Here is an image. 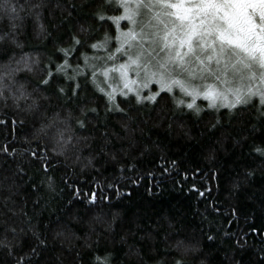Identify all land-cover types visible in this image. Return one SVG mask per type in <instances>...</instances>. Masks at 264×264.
<instances>
[{
	"label": "snow or ice",
	"instance_id": "snow-or-ice-1",
	"mask_svg": "<svg viewBox=\"0 0 264 264\" xmlns=\"http://www.w3.org/2000/svg\"><path fill=\"white\" fill-rule=\"evenodd\" d=\"M53 6L66 12L69 20L78 7L88 9L86 18L98 23L101 29L107 25V31L97 36L91 26L84 27L83 20H78L81 27L78 31L70 30L66 43L62 39L53 41V33L41 23L45 11L54 14ZM29 20L39 26L38 35L45 37L46 43L54 44L55 52L46 61L24 51L23 36ZM81 81L103 104L104 127L115 115L127 135L114 131L109 136L105 131L98 141L92 133L99 126L89 131L88 117L98 118L100 105L84 107L88 100L80 97ZM166 96L178 113L187 110L199 117L207 110L232 113L253 109L264 124V0H89L79 6L75 0H0V105L23 117L11 121L12 143L0 145V156L6 164L15 163L17 156H30L40 164L44 178L39 184L33 181L32 193L56 194V177L50 174L54 172L52 156L72 160L83 170L107 159L115 161L121 154L144 155L159 147L150 139L141 142L134 138L131 113L149 106L154 111ZM197 100L206 101L207 108H201ZM26 121L32 127L17 148L16 129H23ZM7 123L0 119V125ZM219 126L221 120L217 119L209 131L214 132ZM253 140L258 142L250 146V154L264 160V129ZM41 141H47L42 151L32 147ZM116 141L120 142L119 148ZM175 166L173 160L172 167ZM168 171L164 168L165 173ZM24 174L23 166L6 167L0 179V189L6 188L9 193L0 208L6 210L0 223V250L14 257L15 264H34L33 258L47 248V243L36 232L31 218H21L27 213L19 214L9 206L15 182ZM254 175V171H248L244 178ZM62 182L70 187L66 178ZM239 187L237 181L232 190ZM117 195L123 193L118 191ZM79 198L77 189L74 199ZM95 202L93 193L88 203ZM39 206L38 197L34 207ZM232 214L236 216L237 210L233 209ZM252 233L260 234L255 227ZM246 235L237 244L241 239L246 243ZM207 239L212 241L214 237L209 235ZM28 240L35 241L28 245L30 252L18 255L17 249ZM182 243L178 242L177 248ZM89 264H111V255H101L97 248ZM255 264H264V247Z\"/></svg>",
	"mask_w": 264,
	"mask_h": 264
},
{
	"label": "trees",
	"instance_id": "trees-1",
	"mask_svg": "<svg viewBox=\"0 0 264 264\" xmlns=\"http://www.w3.org/2000/svg\"><path fill=\"white\" fill-rule=\"evenodd\" d=\"M88 2L75 0L78 6ZM53 11V15L45 11L41 21L45 29L53 33V41L62 39L66 43L70 30L78 31L81 27L78 20H83L84 27L91 26L97 36L107 31V25L101 29L98 23L86 18L88 9L78 7L70 20L66 12L54 6ZM38 31L39 26L29 20L23 36L24 51L46 61L55 47L53 43H46V38L38 35ZM81 84L80 97L88 100L84 107L100 105L99 117H88L90 132L92 127L99 126L92 133L96 139L99 141L105 131L109 136L114 131L127 135L115 115L108 120V127H104L103 104L92 91L84 88L83 81ZM131 115L134 138L141 142L150 139L159 147H153L144 155L140 152L121 154L115 161L107 159L83 170L82 165L72 160L52 156L54 172L50 174L55 175L57 184L54 195L45 191L32 193L33 181L39 184L44 178L37 161L30 156H17L15 163L6 164V159L0 156V179L6 167L14 169L20 165L24 168L25 174L15 182L9 206L19 214L27 213L28 216L21 218H31L36 232L47 243V248L33 258L34 264L36 261L39 264H89L97 248L101 255H111V264H175L177 260L182 264H255L264 247V160L250 154V146L258 142L253 136L261 135L264 124L260 123L255 110L232 113L224 109L219 113L207 110L197 117L187 110L176 112L171 98L166 96L154 111L149 106ZM76 117H80L79 109ZM13 118L19 121L23 117L0 105V119L8 121L7 125H0V145L12 143ZM217 119L221 120V126L210 132ZM31 127L27 121L23 129L17 127V148ZM45 143L47 141L33 143L32 147L42 151ZM124 144L127 147L126 140ZM119 146L120 142L116 141V147ZM173 160L176 161L174 168ZM133 166L134 170H130ZM164 168L169 171L165 173ZM248 171H254L255 175L246 180L244 174ZM65 178L70 187L62 182ZM237 181L240 187L232 190ZM77 189L80 198L74 199ZM118 191L123 195L118 196ZM93 193L96 202L89 204ZM8 194L6 188L0 189V208ZM38 197L40 206L34 207ZM233 209L237 210L236 216L232 214ZM5 212L0 211V223L5 219ZM253 227L259 230V235L252 233ZM58 232L64 235L58 236ZM245 234L246 243L241 239L237 244ZM209 235L214 240L209 241ZM29 244L34 245L35 241L28 240L17 249V254L29 253ZM0 264H15V258L9 257L6 250H0Z\"/></svg>",
	"mask_w": 264,
	"mask_h": 264
},
{
	"label": "rangeland",
	"instance_id": "rangeland-1",
	"mask_svg": "<svg viewBox=\"0 0 264 264\" xmlns=\"http://www.w3.org/2000/svg\"><path fill=\"white\" fill-rule=\"evenodd\" d=\"M197 104L201 107V108H207V102L203 101V100H197Z\"/></svg>",
	"mask_w": 264,
	"mask_h": 264
}]
</instances>
